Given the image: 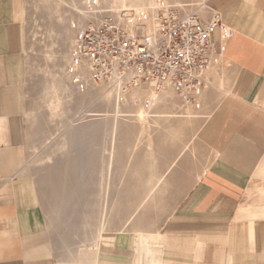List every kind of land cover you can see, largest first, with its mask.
Masks as SVG:
<instances>
[{
    "label": "crops",
    "instance_id": "obj_1",
    "mask_svg": "<svg viewBox=\"0 0 264 264\" xmlns=\"http://www.w3.org/2000/svg\"><path fill=\"white\" fill-rule=\"evenodd\" d=\"M184 2L206 20L221 15L228 35L218 27L213 38L223 75L213 71L202 88L204 113L162 115L165 132L135 135L117 166L113 134L105 183L96 162L94 247L74 250L85 264H131L123 258L136 254L157 264H264V0ZM26 18L27 0H0V264H59L23 176ZM108 205L119 217L109 228Z\"/></svg>",
    "mask_w": 264,
    "mask_h": 264
},
{
    "label": "rangeland",
    "instance_id": "obj_2",
    "mask_svg": "<svg viewBox=\"0 0 264 264\" xmlns=\"http://www.w3.org/2000/svg\"><path fill=\"white\" fill-rule=\"evenodd\" d=\"M149 1L27 0L26 74L22 94L28 158L23 176L35 188L57 248L59 264L88 262L74 250L80 244L94 247L96 162L99 170L104 161L105 183L113 134H116L117 150L127 152H117V166L128 156L126 149L135 143V135L165 132L166 121L162 115L191 116L205 112L199 104L202 105V92L208 79L195 101L175 93L166 96L165 91L148 87L117 95L108 83H95L88 71L73 61L71 53L80 32L100 15L95 11L140 6ZM168 1L179 3V0ZM186 4L189 8L193 6ZM216 70L220 81L222 65ZM152 92L159 95L155 104L150 97ZM141 111H144V120L138 115ZM191 127L190 122L186 123L182 132L188 133ZM117 177L112 172L107 177L104 194L110 197L109 201ZM108 212L109 228L114 224L113 219L119 217H112L110 205ZM140 224L144 226L145 222ZM131 257L123 261L157 264L146 259L140 261L138 254Z\"/></svg>",
    "mask_w": 264,
    "mask_h": 264
},
{
    "label": "built area",
    "instance_id": "obj_3",
    "mask_svg": "<svg viewBox=\"0 0 264 264\" xmlns=\"http://www.w3.org/2000/svg\"><path fill=\"white\" fill-rule=\"evenodd\" d=\"M189 6L151 0L95 11L100 15L80 32L72 59L117 95L148 87L195 101L219 65L213 33L220 27L224 37L228 29L219 13L206 20Z\"/></svg>",
    "mask_w": 264,
    "mask_h": 264
},
{
    "label": "bare ground",
    "instance_id": "obj_4",
    "mask_svg": "<svg viewBox=\"0 0 264 264\" xmlns=\"http://www.w3.org/2000/svg\"><path fill=\"white\" fill-rule=\"evenodd\" d=\"M83 12V11H82ZM76 82L77 83H79V79H78V77H77V80H76ZM82 84H79V86H80V89H81V86ZM169 92H171V93H173L172 91H169ZM174 94V93H173ZM150 97L152 98V100H156V99H158V97H159V95H158V93H156V92H152L151 93V95H150ZM119 100H120V97L117 99V105H119L120 103H119ZM119 111V110H118ZM140 115V117H143L145 114H144V111H141V113L139 114ZM108 201V200H107Z\"/></svg>",
    "mask_w": 264,
    "mask_h": 264
}]
</instances>
